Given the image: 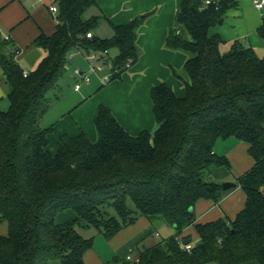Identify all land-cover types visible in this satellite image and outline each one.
I'll return each mask as SVG.
<instances>
[{"label": "trees", "instance_id": "1", "mask_svg": "<svg viewBox=\"0 0 264 264\" xmlns=\"http://www.w3.org/2000/svg\"><path fill=\"white\" fill-rule=\"evenodd\" d=\"M206 1L184 0L166 38V49L187 57L174 73L186 93L180 98L165 83L152 88L154 132L129 134L101 105L97 141L85 133L64 135L56 154L48 150L53 127L42 122L49 93L70 69V55L107 51L110 82L121 79L141 56L137 39L144 19L111 24L112 36L101 38L96 30L106 17H85L97 0H57L56 31L32 43L46 56L27 77L15 59L19 49L0 41L9 100V109H0V223L9 229L0 235V264H85L94 238H84L80 229L111 239L141 218L161 220L175 235L134 260L107 264H264V58L240 43L222 52L223 39L210 31L238 3ZM257 33L264 41V24ZM230 138L244 142L254 161L236 181L245 205L233 220L197 223L196 204L219 203L226 193L211 171L232 170L226 157L215 154L217 143ZM70 212L75 218L57 222ZM189 227L198 236L195 244L184 236Z\"/></svg>", "mask_w": 264, "mask_h": 264}, {"label": "crops", "instance_id": "2", "mask_svg": "<svg viewBox=\"0 0 264 264\" xmlns=\"http://www.w3.org/2000/svg\"><path fill=\"white\" fill-rule=\"evenodd\" d=\"M23 1L25 0H0V41L8 40L19 49L20 52L16 55L15 59L24 72L30 74L32 70H30V72L28 71L24 63L25 61L22 62L21 57L28 54L31 62L34 63L36 59L42 56L41 52L44 50L33 47L32 43L41 34H46L48 36L53 35L56 31V27L55 29L49 30H44L41 27L38 29L35 28L30 33L25 29H17V23L20 21L23 13H16L12 7L17 4L15 2L23 3ZM43 1L48 3L49 1L54 2L52 5H46L44 2V5L54 17V22L57 26L55 15L50 11L51 6H57V0ZM183 1L184 0H97V7L92 9L94 13L91 16L103 15L106 17L100 24L101 33L103 35L101 38H109L112 36L111 24L115 26L127 25L135 19L143 17L144 21L139 28L137 39V44L141 50V56L138 62L122 75L121 79L103 84L98 78H94L90 84H84L80 83V80L74 76L73 69L78 67L82 70H86V61L79 53L74 55L72 60H70V69L67 72L73 80V84L69 86L70 89L68 91L64 89L65 87H59V89L61 88L62 94L56 102L52 103L50 110L43 119V123L46 124L45 127H53V131L48 136V150L52 154L57 153L58 140L64 135L75 137L81 133H85L92 142H96L98 135L95 128V118L101 105L111 109L119 123L129 134L137 136L143 132L152 133L156 128L153 103L150 96L153 87L165 83L178 97L183 98L185 96V84L181 79L175 76L174 73L183 70L187 57L181 52H175L165 48L166 38L170 29L174 27L176 13ZM235 1L238 3V8L239 1ZM243 2H245V0H243ZM250 2L254 6V0H250ZM258 11L260 12L261 20L255 22L252 30H254L255 35L259 37L257 29L264 24V10ZM149 13H151V15L146 17ZM29 15L31 14L29 13ZM223 19L224 22L227 21L226 16ZM221 24L218 23L213 27L210 33L212 35L218 34L221 38L224 37L225 40L228 38L232 40V37L228 36L227 38L225 34H223L222 28L219 27ZM9 29H12V36L2 33V31H7ZM24 31H27L26 35H24ZM258 37H254V43L260 47L264 44V41L260 37L258 39ZM242 46H244V44H242ZM251 46L245 45L244 47L252 48L253 46ZM117 54L118 52L112 56V50L110 51V56L112 58L116 57ZM43 55L45 57L46 52ZM76 83H80L81 85L78 91L74 88ZM8 101V87L0 67V107ZM64 107L65 110H63ZM59 108H62V110ZM56 110L61 111L55 113ZM215 154L226 157L232 165V170H227L223 167L212 169V177L219 183H236L238 177L249 170L254 164L251 156L249 155V157L247 155L249 154L248 146L235 138L224 140L222 143H219L218 146L216 145ZM225 192L223 199L219 203L201 200L196 204L195 216L197 223H209L221 218L233 220L237 216L245 205L246 195L238 185L236 188ZM69 214L70 213H66L65 215L68 217L70 216ZM63 216L64 215L61 217ZM65 220L67 219H64V221ZM138 222H141L140 229H143V235L136 240L132 239L131 242L133 244L147 237L155 236L160 238L162 236V232L159 233L156 231L153 224L147 219L141 218L137 223ZM155 222L161 224L159 225V229L165 231L169 237L175 235V230L173 228L169 226L166 227L161 221ZM192 228L193 227H189L185 231L184 236H187V232ZM154 245V242H152L148 248ZM132 254L133 250L130 244V249L126 256L128 257L131 255L133 259ZM246 264L258 263L250 262Z\"/></svg>", "mask_w": 264, "mask_h": 264}, {"label": "rangeland", "instance_id": "3", "mask_svg": "<svg viewBox=\"0 0 264 264\" xmlns=\"http://www.w3.org/2000/svg\"><path fill=\"white\" fill-rule=\"evenodd\" d=\"M239 1V7L230 9L226 13L227 21L219 25L220 28L223 30V34L228 38V36L232 37V40L228 38L225 40L223 37L224 43L221 46V49L223 52L229 51L234 43H240L241 45H249L253 48L255 53L261 57L264 58V44L260 47L254 43L255 38L258 37L255 35L254 30H252L253 25L255 22H258L261 20L260 12L256 10L255 6H253L250 2V0H238ZM44 2L46 5H52L54 2L49 1H43V0H25L23 3L15 2V4L12 8L14 11L18 14L23 13V16L21 17L20 21L17 23V29H25L30 33L35 28H42L44 30L49 29H55L56 24L54 22V17L50 14L48 9L45 7ZM43 6V7H42ZM36 11V12H35ZM29 13L31 15H29ZM94 13L93 10H90L85 17L89 18ZM27 31H24V35H26ZM12 29H9L7 31H2L4 35H13ZM102 30L99 27L96 30V35L101 37ZM259 39V37H258ZM260 41V40H259ZM251 44V45H250ZM42 51V50H41ZM116 50H112V56L116 54ZM42 56H40L38 59L34 61V63L31 62L29 55H24L21 57L22 62H24L28 68V71L32 70L34 72L40 65V63L44 59L45 52H41ZM77 55V54H76ZM30 68V69H29ZM32 68V69H31ZM105 72H102L100 75L103 76ZM73 80L70 78L69 74H67L59 85L61 87H65V90H69V86H72ZM61 89V88H60ZM60 89L54 90L51 93H49L50 98V105L52 103L56 102L58 98H60V95L62 94V91ZM54 105V104H53ZM0 109L2 111H7L9 109V101L5 102L3 105H1ZM62 110V108H59ZM61 110H56L55 113H59ZM65 110V107L63 108ZM46 124L42 122V126L45 127ZM223 141H219L217 143V146L219 143H222ZM249 156V154H247ZM250 157V156H249ZM251 159V158H250ZM224 183V182H223ZM70 216L67 217V215L64 214L63 217L58 218L57 222L60 223L62 221L64 222L71 220L75 218V214L70 212ZM67 217V218H66ZM161 221V220H158ZM164 223L163 221H161ZM139 223V222H138ZM134 224L132 226L126 227L122 229L116 236H114L111 239L105 238L103 235L99 234L94 228H85L80 229L79 233L84 238H94V244L93 247L87 251L85 254V264H107L110 262L113 258H121L126 259V255L129 252L130 244L133 250V259H136L138 257L139 252L147 248L152 242L154 244L161 243L165 240H167L169 235L165 231H162L159 229V225L156 222L152 223L155 227L154 229L161 233V237L157 238L155 236L153 237H147L146 239H141L138 243H132V239L136 240L137 238L141 237L143 235V229H140L141 225L140 223ZM165 224V223H164ZM140 225V226H139ZM166 227H168L167 224H165ZM8 225L7 223H0V235L5 234L3 236L8 235ZM187 235L192 240V244L197 243L198 236L196 234V231L194 228L190 229V231L187 232ZM134 242V241H133ZM246 264V263H244Z\"/></svg>", "mask_w": 264, "mask_h": 264}, {"label": "built area", "instance_id": "4", "mask_svg": "<svg viewBox=\"0 0 264 264\" xmlns=\"http://www.w3.org/2000/svg\"><path fill=\"white\" fill-rule=\"evenodd\" d=\"M211 3H212V0H207L205 2L206 5H210ZM253 4L256 9L260 11L264 10V0H254ZM50 11L55 15L56 23H59V20L57 17L59 13L58 7L51 6ZM92 37H93L92 33L87 34V38H92ZM77 53H79L82 56V58L86 61V64H87L86 70H82L78 67L73 69V74L77 79L80 80V83L90 84L94 78H98L103 84H107L110 82L111 74L109 73V71L112 69V62L109 56H107L108 55L107 51L104 54H99L95 52L85 53V52L78 50L75 53L70 55V60H72L74 55ZM126 67L129 69L130 65L127 64ZM105 71L107 72L103 76H101L100 74ZM24 76L27 77L28 73L25 72ZM80 83H76L74 87L76 91L80 89L81 87ZM186 248L187 250H190L191 246L189 245ZM127 259L133 260L131 255L128 256Z\"/></svg>", "mask_w": 264, "mask_h": 264}, {"label": "water", "instance_id": "5", "mask_svg": "<svg viewBox=\"0 0 264 264\" xmlns=\"http://www.w3.org/2000/svg\"><path fill=\"white\" fill-rule=\"evenodd\" d=\"M139 20H143V17H139ZM223 22H224V19H220L218 23L221 24ZM236 187H237L236 183H232V182H224L223 183V190L224 191H229V190L236 188Z\"/></svg>", "mask_w": 264, "mask_h": 264}]
</instances>
